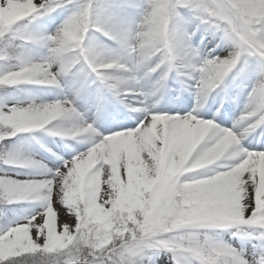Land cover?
I'll return each mask as SVG.
<instances>
[{
	"label": "snow or ice",
	"instance_id": "6c2138e0",
	"mask_svg": "<svg viewBox=\"0 0 264 264\" xmlns=\"http://www.w3.org/2000/svg\"><path fill=\"white\" fill-rule=\"evenodd\" d=\"M0 264H264V0H0Z\"/></svg>",
	"mask_w": 264,
	"mask_h": 264
},
{
	"label": "rangeland",
	"instance_id": "374dc122",
	"mask_svg": "<svg viewBox=\"0 0 264 264\" xmlns=\"http://www.w3.org/2000/svg\"><path fill=\"white\" fill-rule=\"evenodd\" d=\"M57 23H58V21H57ZM53 27H54V25L52 23H49V28L52 29ZM47 139L49 142L54 140L53 137H47ZM53 147H55V146L53 145ZM65 219H66V217L63 215V210H61L60 222H63V220H65Z\"/></svg>",
	"mask_w": 264,
	"mask_h": 264
},
{
	"label": "bare ground",
	"instance_id": "6f19581e",
	"mask_svg": "<svg viewBox=\"0 0 264 264\" xmlns=\"http://www.w3.org/2000/svg\"><path fill=\"white\" fill-rule=\"evenodd\" d=\"M199 35H200V33L197 34V36H199ZM178 86H179V85H178ZM184 95H187V96L191 97V93H188V92H185ZM192 103H193V105L195 104V99H194V97H192ZM209 103H211V102H209ZM233 111L238 113V109H237L236 107L233 108ZM230 123H231V121H228V124H229V125H230ZM54 139H56V138H54ZM250 139H251V137H250ZM54 146H55V145H54Z\"/></svg>",
	"mask_w": 264,
	"mask_h": 264
}]
</instances>
